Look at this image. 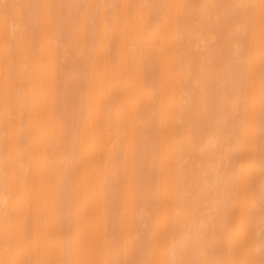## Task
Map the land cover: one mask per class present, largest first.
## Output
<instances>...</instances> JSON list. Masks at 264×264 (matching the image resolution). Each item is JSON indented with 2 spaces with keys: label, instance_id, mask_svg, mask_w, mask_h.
Segmentation results:
<instances>
[{
  "label": "bare ground",
  "instance_id": "6f19581e",
  "mask_svg": "<svg viewBox=\"0 0 264 264\" xmlns=\"http://www.w3.org/2000/svg\"><path fill=\"white\" fill-rule=\"evenodd\" d=\"M0 264H264V0H0Z\"/></svg>",
  "mask_w": 264,
  "mask_h": 264
}]
</instances>
